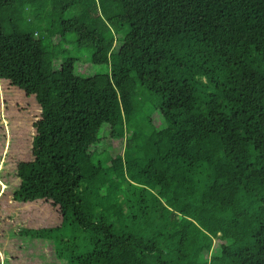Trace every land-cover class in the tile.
Returning <instances> with one entry per match:
<instances>
[{
  "label": "trees",
  "instance_id": "obj_1",
  "mask_svg": "<svg viewBox=\"0 0 264 264\" xmlns=\"http://www.w3.org/2000/svg\"><path fill=\"white\" fill-rule=\"evenodd\" d=\"M1 81L39 114L0 199L59 221L0 264H264V0H0Z\"/></svg>",
  "mask_w": 264,
  "mask_h": 264
},
{
  "label": "rangeland",
  "instance_id": "obj_2",
  "mask_svg": "<svg viewBox=\"0 0 264 264\" xmlns=\"http://www.w3.org/2000/svg\"><path fill=\"white\" fill-rule=\"evenodd\" d=\"M85 17L83 15L84 19ZM42 34H46L45 37L41 38L42 45L47 47L48 31H43ZM85 35V29L79 32L80 37H84ZM121 50H127V46H123ZM83 57L85 58V55ZM75 68L78 74L85 75L83 77L85 80H88V77L92 74L104 70L103 66L90 64L88 61L86 63L83 61L76 63ZM1 82L3 86L0 89V158L2 162L7 161L13 163L15 159H19L18 156H21L22 159H26L29 156L30 143L33 135L32 120L34 116L39 114V108L31 94L26 95L17 87L9 85L6 81ZM81 84L79 82V86L85 88ZM86 84L85 82L84 85ZM103 117H105V114ZM104 125L100 126L97 132L100 138L97 145L98 150L101 154H106L107 151L116 152L118 147H114L115 142L110 137L107 128H103ZM6 146L9 148L7 152ZM15 156L17 157L15 158ZM0 213L1 218L6 214L7 227H11L9 224L14 226L17 223H26L33 228H39L44 225L55 226L54 224L59 221L58 214L55 215L50 206L37 204L33 201L16 203L12 202L7 196L6 198L0 199ZM55 216L58 218L57 220ZM12 228L14 229V227ZM70 231L71 228H68V232ZM244 240V236L235 234V242L237 244H242ZM45 254H48L47 251H45Z\"/></svg>",
  "mask_w": 264,
  "mask_h": 264
}]
</instances>
